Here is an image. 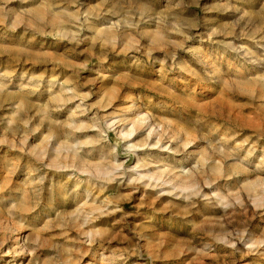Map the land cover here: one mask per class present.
I'll return each instance as SVG.
<instances>
[{
	"label": "rangeland",
	"instance_id": "1",
	"mask_svg": "<svg viewBox=\"0 0 264 264\" xmlns=\"http://www.w3.org/2000/svg\"><path fill=\"white\" fill-rule=\"evenodd\" d=\"M0 215V264H264V0H0Z\"/></svg>",
	"mask_w": 264,
	"mask_h": 264
},
{
	"label": "bare ground",
	"instance_id": "2",
	"mask_svg": "<svg viewBox=\"0 0 264 264\" xmlns=\"http://www.w3.org/2000/svg\"><path fill=\"white\" fill-rule=\"evenodd\" d=\"M149 128H150V132L149 133H152V134H155V135H158V137H157V139H156V142L155 143H153L152 144V146H155V145H157L159 142H160V135H161V133H163L164 132V129L160 132V130L158 131V129H156V126H150L149 125ZM130 134V133H129ZM182 175H183V173H182ZM184 176V175H183ZM183 176H180L179 177V179H181V177L184 179V177ZM27 199H29L30 200V198H27ZM27 199L26 200H24L25 202H27ZM30 203V202H29ZM28 205V204H27ZM30 210H29V208H27V207H24V209H23V214H22V216H25V214L26 213H28ZM22 213V212H21ZM5 217V216H4ZM26 218V217H25ZM9 220H11V219H9ZM6 221H8V220H6ZM5 221V219H3V216L2 215H0V224H2V223H4V222H6ZM13 221H14V219H13ZM12 221V222H13ZM7 224H8V222H6ZM5 224V223H4ZM4 224H2V225H4ZM7 224H6V226H7ZM13 224V223H12ZM9 225V224H8ZM18 225V224H17ZM14 226L16 227V225H15V223H14ZM21 226H22V224H21ZM2 227V226H1ZM19 228H20V226H19ZM18 229V227L16 228V230Z\"/></svg>",
	"mask_w": 264,
	"mask_h": 264
}]
</instances>
